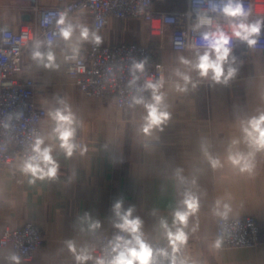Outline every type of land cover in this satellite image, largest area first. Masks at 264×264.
I'll use <instances>...</instances> for the list:
<instances>
[{
	"label": "crops",
	"instance_id": "1",
	"mask_svg": "<svg viewBox=\"0 0 264 264\" xmlns=\"http://www.w3.org/2000/svg\"><path fill=\"white\" fill-rule=\"evenodd\" d=\"M39 1L56 6L69 0ZM186 7V0L156 4L159 10ZM32 16L29 2L0 0V30L18 27ZM92 21L86 13L71 16L64 27L72 29L67 39L63 36L54 44L40 40L39 55L25 56L24 75L35 78L39 102L49 112L43 123V147L52 148L58 169L55 177L40 179L23 171L24 165L0 166V234L6 227L34 222L46 237L30 261L13 259L10 248L0 247V264H95L94 243L120 222L113 210L120 199L121 211L134 207L132 215L141 219L146 241L168 242L160 222L165 220L174 232V213L186 210L183 201L189 195L199 207L187 226H181L188 236L183 245L185 264H264V151L255 152L251 172H241L228 161L230 152L251 151L242 127L264 113V53L241 62L239 52H230L217 82L211 70L202 77L194 67L203 51L174 50L169 31L164 47L155 51L167 65L156 95L162 96L158 111L168 117L149 127L147 105L155 104L152 89L144 108L119 109L112 98L80 95L66 73L64 52L83 50L97 37L99 44L151 38L148 25L137 28L130 22L136 20L116 18L95 37ZM229 67L235 72L225 82ZM56 110L74 118L71 156L53 133L56 122L50 113ZM210 158L219 159L221 166L213 168ZM247 214L261 222L260 245L222 246L215 237L218 218ZM85 255L92 259H77Z\"/></svg>",
	"mask_w": 264,
	"mask_h": 264
},
{
	"label": "built area",
	"instance_id": "2",
	"mask_svg": "<svg viewBox=\"0 0 264 264\" xmlns=\"http://www.w3.org/2000/svg\"><path fill=\"white\" fill-rule=\"evenodd\" d=\"M19 1L29 2L33 16L18 27L0 30V166L25 165L35 155L33 146L37 138H43V123L49 112L39 102L35 78L24 75L25 56L37 53L40 40L47 44L60 40L66 22L75 14L92 16L95 37L105 30L111 18L145 22L161 42L170 31L171 45L176 51H205L201 39L204 32H214L219 25L231 35L230 21L252 24L259 19L261 31L253 37L257 41L255 45L249 46L246 41L232 37L229 47L230 52L237 51L244 59L257 52L264 53V13L256 11L258 6L264 7V0H239L249 13L246 18H228L212 10V5L220 8L228 0H186L185 9L174 11L156 8L157 2L164 0H69L56 6L42 5L39 0ZM61 17L63 24L58 23ZM207 20L211 23L203 22ZM63 58L66 73L86 97L112 98L119 109L147 105L150 88L145 85L162 81L165 74L164 64L150 59L148 47L142 43L99 44L94 39L83 50H66ZM138 64L142 67H136ZM260 230L259 220L253 215L223 217L216 224V236L228 248L258 246ZM116 235L128 238L127 233L117 228L109 230L97 240L96 258L107 255L109 242ZM43 240L41 226L25 222L6 227L0 245L11 244L16 258L28 259ZM147 242L154 250L160 247L171 254L169 242ZM175 255L178 261L183 260L182 245ZM164 264L170 261L165 259Z\"/></svg>",
	"mask_w": 264,
	"mask_h": 264
},
{
	"label": "clouds",
	"instance_id": "3",
	"mask_svg": "<svg viewBox=\"0 0 264 264\" xmlns=\"http://www.w3.org/2000/svg\"><path fill=\"white\" fill-rule=\"evenodd\" d=\"M213 11L222 12L224 17L228 18H246L249 13L244 9V6L239 0H228L222 7L218 8L216 5H212ZM256 11L258 13H264V7L258 6ZM205 23H211L210 20L203 21ZM60 24L64 23L63 17H61ZM261 20H257L255 23L248 24L241 20L240 22H229L228 26L231 28V35L227 34L217 25L214 32H204L202 34V42L206 46V50L202 55L198 56V62L194 65L199 70L200 76H207L209 71L212 72V79L219 82L224 75L223 64L227 62L229 53L231 51L229 45L231 44L232 37L239 38L241 41H246L249 46L257 43L253 37L258 36L261 31ZM72 29L68 27L62 30V35L67 39ZM87 29H84L82 35L87 37ZM99 43V37L96 38ZM214 53V58L211 54ZM39 55V53H37ZM49 55V59H51ZM184 63H189L184 60ZM136 67H142V65H136ZM235 69L228 68L227 77H224L225 82L229 77L234 75ZM179 74V73H178ZM185 81L189 79L188 76L183 77ZM161 85L159 83L153 84L147 83L145 87L153 90V99L155 104H149L148 117L149 127L152 125H158L167 119L168 114L166 112H159L158 106L162 101L161 95H156V90ZM137 102H142L137 101ZM52 119L56 122L53 128L55 137L60 141L59 147L64 150L67 156H71L75 147L72 139L75 135V128L72 126L74 118L70 112L65 114L61 110H56L54 113H50ZM148 131V128H145ZM244 135V141L251 149L247 154L241 152H230L228 155V161L236 167L240 168L241 172H251L253 165V158L255 152L264 151V113H261L258 117L251 118L245 126L242 127ZM44 143L43 138H37L33 146V152L35 155L29 157L24 165L23 171L30 172L32 176L44 179L45 177H55L57 174L58 164L53 159L50 146L41 147ZM238 141H233V144ZM210 162L213 168L221 166L219 159H211ZM41 163L44 165L41 167ZM123 200H117L113 206L117 217L120 222L114 226L123 233L128 234V238L124 235H116L112 241L109 242L110 251L106 256L96 258L95 264H164V260L170 261V264H185L184 260L177 259L175 255L179 251V246L187 243L188 236L181 226H187L189 216L196 213L198 210V201L192 196H188L184 201L186 210H177L174 213L173 232L169 228L165 220H161V227L164 229L167 240L171 246V254L164 249L153 246L148 243L141 231L142 221L139 217H133L132 213L134 207H129L126 211H121ZM13 259H16L13 257ZM78 260L92 259L90 256H78Z\"/></svg>",
	"mask_w": 264,
	"mask_h": 264
},
{
	"label": "rangeland",
	"instance_id": "4",
	"mask_svg": "<svg viewBox=\"0 0 264 264\" xmlns=\"http://www.w3.org/2000/svg\"><path fill=\"white\" fill-rule=\"evenodd\" d=\"M136 21H137V20H136ZM136 21H130V22H133L134 27L141 28V26L143 25L144 28H145L146 25H148V24L143 23V22H142L143 24H141V23H140L141 21H139V22H136ZM135 24H137V26H136ZM132 26H133V25H132ZM148 27H149V26H148ZM106 29H107V28H106ZM106 29H105V30H106ZM105 30H104V31H105ZM104 31L100 32L99 34L101 35ZM148 31H149V32H148V33H149V36H150L151 38H149L148 42H139V43H142V44H144V45H146V46L148 47V53H149V57H150V59H152L153 61L159 62V63H161V64H164V66H165L164 79H163L162 81H160V82H155V83H153V84H157V83L161 84L162 82H164V80H165V78H166L167 65H166V63H165L164 61L161 60L160 55H158L157 52H155V51H158V48H162V47H164V45L166 44V40H165L164 42H161L160 38H158V37H156V36H154V35L151 34L150 28H148ZM154 49H155V50H154ZM153 50H154V52H153ZM203 52H204V51H203ZM260 53H261V52H260ZM211 56H212V58H214V53H212ZM238 56H239V61H241V62H250V61H252V60L254 59V57L256 56V53H254V55H253L252 57L248 58V59H244L240 54H239ZM70 78H71V77H70ZM75 84H76V83H75ZM76 86H77V85H76ZM77 87H78V86H77ZM39 92H40V90H39ZM79 93H80V95L84 96L85 98H90V97H86V96L80 91V89H79ZM253 95H254V94H253ZM93 98H99V97H92V98H90V99H93ZM101 99H104V98H101ZM148 101H149V95H148ZM148 101H147V103H148ZM145 106H146V105H145ZM145 106L138 107V108H144ZM116 107H117V106H116ZM117 108H118V107H117ZM126 108H128V107H126ZM123 109H124V108H123ZM147 142H148V143H151L152 141L148 140ZM154 142H155V141H154ZM80 145H81V144H80ZM21 165H22V164H21ZM247 215H253V216L257 217V216L254 215V214H247ZM243 216H246V215H243ZM237 217H242V216H237ZM237 217H229V218H237ZM220 218H223V217H220ZM218 219H219V218H218ZM257 219L259 220L258 217H257ZM217 221H218V220H217ZM259 223H260V229H261V222H260V220H259ZM216 224H217V222H216ZM41 230L43 231L44 240H43L42 244H41V245L35 250L33 256L30 257V258H28V259H20V258H16V257L14 256V254H13V247H12L11 244L8 245V246H5V247H3V248H10V249H11L12 256L15 257L16 260H25V261L33 260V259L35 258V256H36L38 250L43 246V244H44V242H45V240H46L45 233H44V230H43L42 227H41ZM3 231H4V230H3ZM3 231H2V233H3ZM2 233H1V234H2ZM1 234H0V236H1ZM215 237L217 238V236H216V232H215ZM98 239H99V238H98ZM217 239H218V238H217ZM218 240H219V239H218ZM260 240H261V234H260ZM157 242H162V241H157ZM219 242L221 243L220 240H219ZM165 243H166V242H165ZM221 244H222V243H221ZM259 245H260V244H259ZM259 245H258V246H259ZM96 246H97V240L95 241L94 246H93V252H94V255H95ZM222 246H224V245L222 244ZM0 247H2V246L0 245ZM224 247L228 248L227 246H224ZM256 247H257V246H256ZM231 249H237V248H231ZM182 255H183V245H182ZM95 262H96V255H95Z\"/></svg>",
	"mask_w": 264,
	"mask_h": 264
},
{
	"label": "water",
	"instance_id": "5",
	"mask_svg": "<svg viewBox=\"0 0 264 264\" xmlns=\"http://www.w3.org/2000/svg\"><path fill=\"white\" fill-rule=\"evenodd\" d=\"M30 19V18H29Z\"/></svg>",
	"mask_w": 264,
	"mask_h": 264
}]
</instances>
